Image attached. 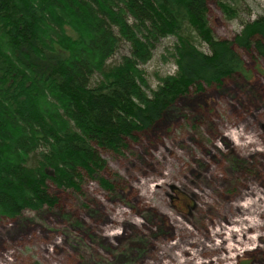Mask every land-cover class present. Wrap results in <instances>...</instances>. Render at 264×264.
Segmentation results:
<instances>
[{"label": "trees", "instance_id": "1", "mask_svg": "<svg viewBox=\"0 0 264 264\" xmlns=\"http://www.w3.org/2000/svg\"><path fill=\"white\" fill-rule=\"evenodd\" d=\"M239 1L0 0V217L56 205L49 183L80 191L92 178L112 190L99 149L121 153L191 89L243 74L235 45L264 56V17L232 41L209 25V2L233 17ZM167 36L176 69L150 89L140 65ZM122 41L129 55L108 65ZM139 242L118 264L128 248L144 251Z\"/></svg>", "mask_w": 264, "mask_h": 264}, {"label": "rangeland", "instance_id": "2", "mask_svg": "<svg viewBox=\"0 0 264 264\" xmlns=\"http://www.w3.org/2000/svg\"><path fill=\"white\" fill-rule=\"evenodd\" d=\"M236 11L227 17L209 2L216 38L232 41L246 23L264 17V0H240ZM175 40L162 38L140 65L150 89L175 71ZM234 47L244 60L243 74L199 92L191 89L159 122L128 139L121 153L99 149L106 161L100 174L112 190L92 178H85L80 191L49 183L56 205L0 217V264H118L119 252L133 240L144 251L133 256L128 248L122 264H264V56ZM129 49L122 41L106 63H118ZM183 185L199 209L188 219L170 205V187ZM244 218L256 226L247 227ZM222 225L245 226L254 237L246 243L258 248L226 258L232 240L223 244L212 234ZM242 243H236L239 250Z\"/></svg>", "mask_w": 264, "mask_h": 264}, {"label": "bare ground", "instance_id": "3", "mask_svg": "<svg viewBox=\"0 0 264 264\" xmlns=\"http://www.w3.org/2000/svg\"><path fill=\"white\" fill-rule=\"evenodd\" d=\"M235 143V142H234ZM249 207V202L246 200V202L241 203L242 207ZM245 220H248V224L247 227H251V226H256L257 223L253 222V220H249L244 218ZM243 219V220H244ZM234 224V223H232ZM245 226H239L238 228H232L229 225H222L219 229H215L213 230L212 234L213 235H220V237L224 240L223 244L225 242V240H232V242H228V244L226 245L227 248V255L225 256L226 258L232 260L234 259L236 256L240 255L241 252H246V251H250V250H254L258 247H255V245H249L248 243H246L248 241L249 238H254L253 236H247L246 231H245ZM234 235V237H230L229 235ZM243 242V243H242ZM242 243L243 245L241 246V250H239L237 244ZM214 245L216 247H219V241L218 239L214 240ZM237 249V250H234Z\"/></svg>", "mask_w": 264, "mask_h": 264}, {"label": "flooded vegetation", "instance_id": "4", "mask_svg": "<svg viewBox=\"0 0 264 264\" xmlns=\"http://www.w3.org/2000/svg\"><path fill=\"white\" fill-rule=\"evenodd\" d=\"M226 171L229 174L230 178H232L233 176L231 175L235 170L230 168ZM194 174L195 173H193V175ZM194 176V178H198L196 174ZM170 189L172 191L170 195V205L176 210L178 214L188 219L189 216H193V213L199 211L197 198L187 186L183 185L182 188L170 187Z\"/></svg>", "mask_w": 264, "mask_h": 264}]
</instances>
